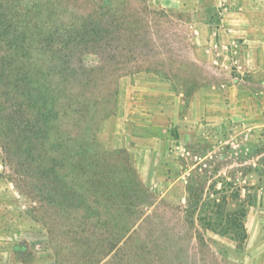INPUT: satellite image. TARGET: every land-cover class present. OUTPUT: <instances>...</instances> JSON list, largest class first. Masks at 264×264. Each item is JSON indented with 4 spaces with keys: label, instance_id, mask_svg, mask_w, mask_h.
Segmentation results:
<instances>
[{
    "label": "rangeland",
    "instance_id": "374dc122",
    "mask_svg": "<svg viewBox=\"0 0 264 264\" xmlns=\"http://www.w3.org/2000/svg\"><path fill=\"white\" fill-rule=\"evenodd\" d=\"M158 3L0 0V264H264V137L195 99L176 142L127 120L141 97L184 117L224 76L197 26L219 11Z\"/></svg>",
    "mask_w": 264,
    "mask_h": 264
},
{
    "label": "crops",
    "instance_id": "0c3cea01",
    "mask_svg": "<svg viewBox=\"0 0 264 264\" xmlns=\"http://www.w3.org/2000/svg\"><path fill=\"white\" fill-rule=\"evenodd\" d=\"M198 3L205 9H216L220 14L217 18L201 17L200 25L196 24L205 34L203 38L208 44L201 47V63L208 68L222 71L224 75L218 85L217 94L208 93L212 96L207 97V87H202V91L198 92L195 98L188 100L184 117L183 113L179 114L178 106L175 107L177 102L170 109L163 106L159 108L157 104L148 105L149 99L141 97V107L133 104L127 106V120L142 126L146 123L166 125L165 129L169 124H173L177 126V134L175 132L173 136V142H176L182 135L181 129L187 126L189 132L193 133L197 129V121L193 113H189L194 110L195 99L196 103L200 102L202 105L201 119H215L213 114L211 117L206 115L209 116L213 104H217L216 120L219 128L225 126L227 129L229 124H234L233 136L237 142L240 145L245 141L255 145L259 141L258 138L264 137V0H159L158 4L162 7L189 8ZM147 85V82L141 80V87ZM226 103L224 108L223 104ZM156 107L159 110L152 112ZM140 111L141 119L136 116ZM152 139L144 134L137 137V145L141 151L145 152L151 147ZM122 147L134 150L130 146ZM147 152L150 153L149 149ZM262 155L264 148L259 156Z\"/></svg>",
    "mask_w": 264,
    "mask_h": 264
},
{
    "label": "trees",
    "instance_id": "16d2710c",
    "mask_svg": "<svg viewBox=\"0 0 264 264\" xmlns=\"http://www.w3.org/2000/svg\"><path fill=\"white\" fill-rule=\"evenodd\" d=\"M119 176H120V177H123V175H122V174H119ZM135 186H136V187H137V186L139 187V181H136V184H135ZM127 189H129V188H127ZM241 230H243V227H242V225H241ZM243 235H244V234H243ZM243 235H242V237H245V236H243Z\"/></svg>",
    "mask_w": 264,
    "mask_h": 264
}]
</instances>
